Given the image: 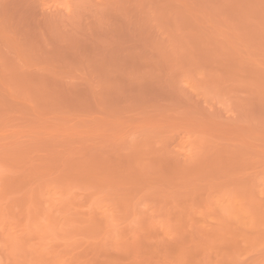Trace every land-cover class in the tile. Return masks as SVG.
Wrapping results in <instances>:
<instances>
[{
	"label": "rangeland",
	"instance_id": "1",
	"mask_svg": "<svg viewBox=\"0 0 264 264\" xmlns=\"http://www.w3.org/2000/svg\"><path fill=\"white\" fill-rule=\"evenodd\" d=\"M0 264H264V0H0Z\"/></svg>",
	"mask_w": 264,
	"mask_h": 264
}]
</instances>
